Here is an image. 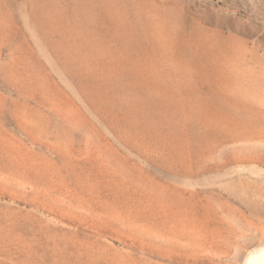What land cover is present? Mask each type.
<instances>
[{"label": "rangeland", "instance_id": "374dc122", "mask_svg": "<svg viewBox=\"0 0 264 264\" xmlns=\"http://www.w3.org/2000/svg\"><path fill=\"white\" fill-rule=\"evenodd\" d=\"M225 125L261 138L223 142ZM199 138L216 143L198 167ZM250 146L264 0H0V264H247L264 250V162L234 157Z\"/></svg>", "mask_w": 264, "mask_h": 264}, {"label": "bare ground", "instance_id": "6f19581e", "mask_svg": "<svg viewBox=\"0 0 264 264\" xmlns=\"http://www.w3.org/2000/svg\"><path fill=\"white\" fill-rule=\"evenodd\" d=\"M178 69V68H177ZM229 69V68H228ZM227 69V70H228ZM191 72V71H190ZM186 75V74H185ZM227 77H229V76H227ZM173 81H175L176 83H177V86H178V76L176 77V79H174ZM156 82V81H155ZM160 82V81H159ZM157 83V82H156ZM170 83V82H169ZM164 84V83H163ZM162 84V85H163ZM175 84V83H174ZM226 84V86H225V90H226V92L228 93V94H235V93H237V91H236V89H234V87H232V86H229L228 85V83H225ZM153 85H155L154 83H153ZM166 85V84H165ZM221 86H223L222 84H220ZM169 86H170V84H169ZM168 86V87H169ZM159 87V86H158ZM156 88H157V86H156ZM171 88H173V90H174V87L173 86H171V87H169V90L171 89ZM175 88H177L176 86H175ZM185 88V87H184ZM154 89V88H153ZM163 89V88H162ZM168 90V91H169ZM162 91V90H161ZM164 91V90H163ZM222 91V90H221ZM156 92V91H155ZM224 92V91H223ZM159 93V92H158ZM173 93V92H172ZM166 94H167V92H166ZM178 94V93H177ZM170 95V94H169ZM157 96V95H156ZM166 97V96H165ZM169 97V96H168ZM167 97V98H168ZM177 97V96H176ZM232 97V96H231ZM166 98V99H167ZM180 99V98H179ZM237 100H238V98H236ZM169 100H171V98L169 99ZM224 100H225V98H224ZM164 102H165V100H164ZM172 103H173V101H172ZM230 103V102H229ZM238 103V102H237ZM230 117V116H229ZM199 126V125H198ZM219 127V126H218ZM248 128L247 129H243V130H238V129H231V128H229L228 129V127L225 125V132H226V134H227V132H230L229 134H228V136H225L224 137V139H223V142H227V141H232V142H235V141H255V140H258L259 138H261L260 136H259V131L256 129V128H254V127H252V126H247ZM203 140H201L200 141V138H199V142H198V148H199V150H198V153L197 152H195V156L198 158V162H197V164H195V166L196 165H198V167L199 166H203L205 163H206V161L205 160H208V157L209 158H211V156H213L212 155V152H213V149L215 148V143H216V141H212L211 143L213 144L212 146H210L209 144H206V143H204L203 144ZM188 143V142H187ZM183 148V147H182ZM189 148V147H188ZM248 149V152H244L242 155H240V154H235L234 153V157H236V159H238L239 161H241V162H243V161H259V162H264V151L262 150V149H260L259 147H257V146H250V148H247ZM186 150V149H185ZM189 150V149H188ZM205 151H207L208 153H205ZM188 152V151H187ZM191 153V152H190ZM185 155V154H184ZM184 158H186V157H184ZM192 160H188V161H186V162H183L184 164H182V166H183V168H185V169H187L188 171L189 170H192V168H193V164H192ZM173 164V163H172ZM171 166V165H170ZM175 166V165H174ZM171 167H173V166H171ZM175 168V167H174ZM195 169H196V167H195ZM183 170V169H182ZM8 182H7V180L6 179H4L2 176H0V194L3 192V191H7L9 188L7 187V186H5L6 184H7ZM24 183H26V182H16L15 183V186L16 187H18V188H20L21 189V187L20 186H22L23 188H25V187H27V185H24ZM30 183V182H29ZM238 187H239V189L241 190V193H243V195H245V192H242V191H244V190H246L247 189V187L248 186H250L251 184L248 182V181H240L239 182V184H236ZM8 189H7V188ZM8 192V191H7ZM6 192V193H7ZM12 196L11 197H17L15 194H11ZM10 196V195H9ZM215 198H217V200L218 201H221V202H218L217 203V205L219 204V205H221V207H220V209L221 208H223L224 210H226V209H229V210H233L234 209V206H232V204L231 203H228L227 202V200H224V199H222V197L221 196H214ZM213 197V198H214ZM153 198V197H152ZM152 198H149L150 199V202H149V207L152 209L153 207H155L156 209H163V208H171V207H176V206H178V204L179 203H181L180 201L181 200H179V196H178V202H176V201H173L172 203H163L162 201L163 200H158V199H156V200H153ZM212 201V200H211ZM182 204V203H181ZM215 205V204H214ZM212 206V205H211ZM218 209V208H217ZM223 209H222V212H223ZM1 214V213H0ZM3 216H4V214H3ZM5 217V216H4ZM3 217V218H4ZM181 218V217H180ZM180 218H178V220H179V222L181 223V221H183L184 219H180ZM184 218V217H183ZM186 218V217H185ZM191 218V217H190ZM1 219L2 218H0V221H1ZM186 219H189V218H186ZM192 219V218H191ZM190 219V220H191ZM190 220H188V221H186V222H189ZM193 220H194V218H193ZM197 220V219H196ZM185 221V220H184ZM183 221V222H184ZM192 221V220H191ZM2 222V221H1ZM178 222V223H179ZM193 222V221H192ZM191 222V223H192ZM197 222H198V220H197ZM199 223V222H198ZM6 224H8V223H6ZM192 224H194V223H192ZM196 224V223H195ZM194 224V225H195ZM2 224H0V226H1ZM4 226V225H3ZM3 226L1 227V229H0V231L2 232V229H3ZM11 226V225H10ZM8 227V226H7ZM9 228V227H8ZM5 229V228H4ZM3 229V230H4ZM4 232V231H3ZM213 232V231H212ZM4 234V233H3ZM7 235H9L8 233H7ZM5 237H6V235H5ZM10 237H12V236H10ZM212 237V236H211ZM214 237V236H213ZM4 238V237H3ZM2 239V238H1ZM207 240V239H206ZM259 251V250H258ZM256 253V252H255ZM247 264H264V250H262V251H260L259 253H256V254H254L253 256H251L250 257V259L248 260V263Z\"/></svg>", "mask_w": 264, "mask_h": 264}]
</instances>
